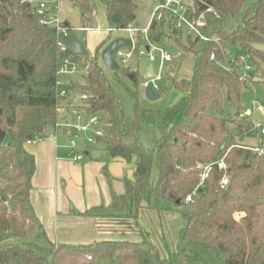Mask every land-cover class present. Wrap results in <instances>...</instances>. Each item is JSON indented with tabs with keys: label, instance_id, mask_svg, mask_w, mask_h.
<instances>
[{
	"label": "trees",
	"instance_id": "obj_1",
	"mask_svg": "<svg viewBox=\"0 0 264 264\" xmlns=\"http://www.w3.org/2000/svg\"><path fill=\"white\" fill-rule=\"evenodd\" d=\"M34 1L0 0V129L8 138L0 144V264H95L98 258L111 264H264V153L248 150L259 133L243 116L242 108L246 85L256 77L264 84V50L256 48L264 46V0L251 3L242 25L230 30L222 26L225 17L236 15L246 0H190L192 14L203 13L209 35L217 38L198 49L200 42L189 36L186 45L181 44L180 32L169 19L152 21L149 42L156 44L165 35L168 44L191 53L193 74L187 94L175 105L151 112L136 102L133 119L123 116L122 102L99 61L101 50L112 41L111 34L135 23L133 0L75 1L85 22L90 21L96 2L105 9L108 34L87 59L67 48L59 49L47 10L38 12L40 2L56 0ZM62 26L69 35L74 29L69 24ZM226 43L241 47L242 54L233 63L226 60ZM141 46L139 40L134 42L135 51ZM121 49L130 50L131 45ZM65 56L88 67L84 83L68 81L56 86L58 65ZM240 56L252 67L245 82L238 80ZM174 63L172 56L170 64ZM167 70L163 74L168 79ZM118 71L138 86L137 72ZM62 90L86 96L80 107L89 116H99L103 136L96 142L104 145L110 157L127 162L136 158L134 181L126 184L125 194L112 195L108 207L85 215L101 232L104 219L112 227H121L115 231L122 237L140 236V240H103L89 245L36 242L44 232L30 204L35 161L25 144L40 136L46 123L55 122L56 105L65 101ZM224 100L231 115L225 116ZM148 113L159 132L152 149L138 141L141 119ZM219 160L226 165L224 171L215 164ZM212 164L203 176V168ZM152 167L158 174L155 183L150 179ZM224 176L228 183L221 188ZM130 199L134 211L127 214ZM164 204L177 207L181 217L177 241L171 245L165 242L164 233L162 245L153 243L151 232L138 222L143 209L159 215Z\"/></svg>",
	"mask_w": 264,
	"mask_h": 264
},
{
	"label": "crops",
	"instance_id": "obj_2",
	"mask_svg": "<svg viewBox=\"0 0 264 264\" xmlns=\"http://www.w3.org/2000/svg\"><path fill=\"white\" fill-rule=\"evenodd\" d=\"M47 12L50 19V12ZM61 23L69 24L67 21ZM80 29L82 28L77 30L83 33L92 30ZM114 39L112 37V40ZM148 68L149 66L145 69V78L149 74ZM61 80L65 84L68 81L80 83L76 73L65 75ZM40 136L41 139L35 145L25 146L35 161L30 204L44 232L36 242L40 245H89L103 240L123 239L114 229L112 233L104 229L101 232L94 220L85 214L100 206L108 207L112 195L125 194L126 184L134 181L136 158L133 157L130 162L112 158L103 144L87 143L88 134L78 135L69 127L55 130L53 123H46ZM70 139L76 141L74 150L68 147ZM75 154H80L82 159L75 161ZM155 219L154 210L143 209L138 222L152 234L156 227L158 230ZM171 222L169 217H162L159 227L165 237Z\"/></svg>",
	"mask_w": 264,
	"mask_h": 264
},
{
	"label": "rangeland",
	"instance_id": "obj_3",
	"mask_svg": "<svg viewBox=\"0 0 264 264\" xmlns=\"http://www.w3.org/2000/svg\"><path fill=\"white\" fill-rule=\"evenodd\" d=\"M30 1L32 4H36L34 0ZM75 1L76 0H56L55 3H46V10L50 12V20H58L60 21V23L67 21L72 27L76 28L73 31L71 30L72 34L70 35L75 37L87 49L89 55L92 56L94 54L95 48L99 45L103 38H106L108 34L106 30L107 25L105 21V9L102 4L96 2L94 4V11L90 21L85 22L80 16V12L75 5ZM254 1L255 0H246L242 9L236 15L225 17L222 25L224 30L236 29L241 26L242 17L246 8ZM133 2L136 8L135 23L132 25V27L136 28L138 31H143L147 29L151 24L154 12L160 5V0H133ZM79 28H89L92 30L83 33L77 30ZM165 29H168V27H165ZM179 35L181 44L186 45L185 33L180 32ZM112 37L129 40V37L121 32H113L111 34V38ZM132 38L135 40V42L139 40L142 44V49L144 48V35H141L136 32ZM155 46L167 51L175 58L174 64H166L165 68L168 69V79L164 78L163 74L162 80L157 83L159 90L155 92V94L159 96V99L156 101H149L146 99L145 89L142 88V84L146 80L145 69L148 66H151L153 71L155 72L157 69V62H150L146 56H139L138 52L141 49L138 52L133 50V54L131 58L127 60V63L125 65L120 64L119 66L120 68L129 69L131 72L138 73V86H134L119 71L112 72L107 68L103 67L105 78L110 84L111 88L114 90V92L119 96L122 102L123 116L127 119L134 118V106L136 102L144 110H148L151 112H162L175 105L182 97L187 94V91L189 90V83L193 74L192 54L188 52L184 53L176 45L168 44L166 42L165 35L161 37V39L158 43L155 44ZM202 46V43H198L196 49L201 48ZM256 48L264 50L263 45H257ZM241 54L242 50L239 45L230 43L225 44L226 60L230 63H233L237 56ZM245 64V61L239 62V72L243 71ZM76 74L77 77L80 78L79 82L81 84L84 83V79L81 77L85 75V72L82 69H78ZM61 78H63V76H61ZM169 84L171 85L170 87H168ZM242 93V108L244 110L243 116L248 118L249 121L253 119L255 123H264V84L260 83L259 79L256 77L252 83L246 85V88L243 90ZM254 103L258 104L263 109L262 113L254 111ZM223 109L225 112V116L231 115V110L225 100L223 102ZM152 120V113H148L145 118L141 119V131L138 136V141L147 149L154 148L157 139L159 138V132L156 127L151 123ZM7 141L8 138H5L4 143H7ZM253 143L254 142H252L251 144ZM150 179L153 183H155L158 179V174L155 167H152ZM163 208H165V210L160 212L159 215L155 211V223L158 226V230L156 227L153 231L152 234H154V236H152L151 241L155 244L159 242L162 245L163 235L159 225L162 221V217L164 216L169 217V220L172 221L170 225V230L165 237V242L171 245L176 241L178 229L181 225V217L177 212V207H175L174 205L164 204ZM133 211V200L130 199L127 203L125 213L132 214ZM110 223L111 222H108V220H101V228L110 233L113 232V229H121V227L115 225L114 227H112ZM128 238H133L136 240L141 239L140 236H129ZM123 239L126 238L123 237ZM8 241L14 242L16 240L10 238L8 239ZM95 264H111V262L106 258H98L96 259Z\"/></svg>",
	"mask_w": 264,
	"mask_h": 264
},
{
	"label": "built area",
	"instance_id": "obj_4",
	"mask_svg": "<svg viewBox=\"0 0 264 264\" xmlns=\"http://www.w3.org/2000/svg\"><path fill=\"white\" fill-rule=\"evenodd\" d=\"M56 2V1H55ZM53 2V3H55ZM46 10V2H40L38 5V12L41 13ZM163 18H167L170 20L174 28L178 32H184L186 36L192 37L196 39L200 43H208L212 40H217L215 36L209 35L208 29L206 27V21L204 18V14L201 13L197 17H195L191 12L190 0H164L163 3L159 5V7L155 10L152 21H160ZM43 23V22H41ZM56 29L57 32V47L59 49H65V45L63 43V38L67 37L68 31L62 26L58 20L50 22ZM152 22L149 27L143 31H138L136 28L129 26L126 29H120L114 32H121L126 34L131 41V49L130 50H122L121 48L114 51L112 53V59L120 66L125 65L127 60L131 58L134 50V42L135 40L132 38L133 35L137 32L141 35L145 36L146 46L138 52L139 56H146L150 62H157V69L154 72L151 78H145V82L142 84V88H150L154 92L159 90L157 85L158 82L162 80V76L164 73V68L167 63L171 62L172 55L167 51L158 48L155 44H151L148 40L149 30L151 28ZM81 31H87L86 28L80 29ZM117 39V38H115ZM147 48V49H146ZM113 55L115 56L113 58ZM214 56L210 57V60H213ZM99 61L102 67H104L101 58L99 57ZM245 61L246 64L243 68V71L238 77L240 82H245L247 79L248 73L252 72V67L247 63L246 59L243 56L239 57V62ZM78 69H82L85 74L87 72L88 67H81L72 61L70 56H65L59 63L57 73H56V86L62 87L64 86V82L61 80V76L71 75L78 71ZM60 96L65 99V101H59L56 105V120L53 123V126L56 129L69 127L74 130L76 134H88L86 141L89 144L96 143L97 138L103 136V131L100 124V118L98 115L89 116L86 112V109L82 106V104L86 101V96H76L73 93L66 92L62 90L60 92ZM254 111L259 113L263 112V109L258 105H253ZM252 124V129L259 133V139L255 141L253 144L249 145L248 150L253 151L258 155H262L264 153V123H255L253 119L250 120ZM41 136L35 137L33 140L26 142L25 146H33L39 140ZM76 141L74 139H70L68 142V147L72 150L76 149ZM224 147L221 146L220 150H223ZM82 159L80 154L74 155L75 161H80ZM217 168L224 171L226 169V165L223 160H219L215 163ZM212 165H208L203 168V176L207 174ZM228 183V178L224 176L220 181V187H226ZM187 201H190V198H187Z\"/></svg>",
	"mask_w": 264,
	"mask_h": 264
},
{
	"label": "water",
	"instance_id": "obj_5",
	"mask_svg": "<svg viewBox=\"0 0 264 264\" xmlns=\"http://www.w3.org/2000/svg\"><path fill=\"white\" fill-rule=\"evenodd\" d=\"M3 22L6 23V19H3ZM48 19H46V23H48ZM63 43L65 47L70 51L73 55L82 56L83 58H89V52L87 49L72 35H68L67 37L63 38ZM130 40H125L123 38H117L112 40L100 53V58L103 65L110 71L116 72L120 69L119 65L112 59V53L122 47L130 45ZM147 49V48H146ZM149 74L146 75V78H151L153 75L152 67L149 66L148 68ZM171 85L169 84L168 87ZM145 97L149 101H156L159 99V96L155 94V92L150 89H145ZM11 112H9L10 114ZM6 138L5 132L0 129V144L4 142ZM264 148V146H263ZM179 201L176 202L178 204Z\"/></svg>",
	"mask_w": 264,
	"mask_h": 264
}]
</instances>
